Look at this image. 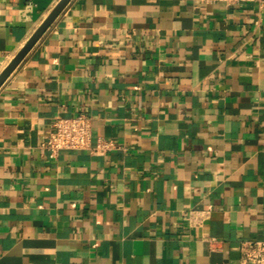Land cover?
I'll use <instances>...</instances> for the list:
<instances>
[{"label": "crops", "instance_id": "obj_1", "mask_svg": "<svg viewBox=\"0 0 264 264\" xmlns=\"http://www.w3.org/2000/svg\"><path fill=\"white\" fill-rule=\"evenodd\" d=\"M58 2L0 0V73ZM83 112L92 148L51 157L54 119ZM247 238L264 1L70 0L0 86V264H247Z\"/></svg>", "mask_w": 264, "mask_h": 264}, {"label": "built area", "instance_id": "obj_2", "mask_svg": "<svg viewBox=\"0 0 264 264\" xmlns=\"http://www.w3.org/2000/svg\"><path fill=\"white\" fill-rule=\"evenodd\" d=\"M205 2L224 1L228 4L240 2H263L264 0H201ZM93 117L87 113L59 115L53 121V129L44 147L51 157L71 149L92 148ZM116 147L115 141L101 137L93 149L105 150ZM242 258L247 264H264V239L247 238L241 242Z\"/></svg>", "mask_w": 264, "mask_h": 264}, {"label": "water", "instance_id": "obj_3", "mask_svg": "<svg viewBox=\"0 0 264 264\" xmlns=\"http://www.w3.org/2000/svg\"><path fill=\"white\" fill-rule=\"evenodd\" d=\"M70 0H59L50 14L41 23V25L36 29L30 39L21 48V50L14 56L10 63L5 67V69L0 73V86L7 79V77L12 73V71L18 66V64L24 59L27 53L32 49L34 44L42 36V34L48 29L55 18L60 14L64 7L68 4Z\"/></svg>", "mask_w": 264, "mask_h": 264}]
</instances>
